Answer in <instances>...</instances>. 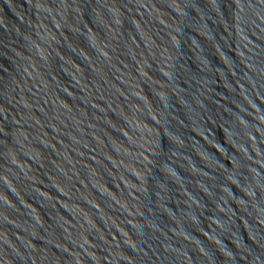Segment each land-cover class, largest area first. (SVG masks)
I'll use <instances>...</instances> for the list:
<instances>
[{"label":"water","instance_id":"obj_1","mask_svg":"<svg viewBox=\"0 0 264 264\" xmlns=\"http://www.w3.org/2000/svg\"><path fill=\"white\" fill-rule=\"evenodd\" d=\"M0 264H264V0H0Z\"/></svg>","mask_w":264,"mask_h":264}]
</instances>
